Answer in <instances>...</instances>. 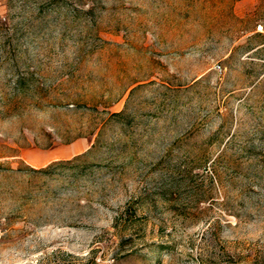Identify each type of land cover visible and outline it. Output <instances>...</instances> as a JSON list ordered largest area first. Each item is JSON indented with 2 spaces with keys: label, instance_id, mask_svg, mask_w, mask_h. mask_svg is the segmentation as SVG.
<instances>
[{
  "label": "rangeland",
  "instance_id": "rangeland-1",
  "mask_svg": "<svg viewBox=\"0 0 264 264\" xmlns=\"http://www.w3.org/2000/svg\"><path fill=\"white\" fill-rule=\"evenodd\" d=\"M259 25L264 0H0V264H264Z\"/></svg>",
  "mask_w": 264,
  "mask_h": 264
},
{
  "label": "trees",
  "instance_id": "trees-1",
  "mask_svg": "<svg viewBox=\"0 0 264 264\" xmlns=\"http://www.w3.org/2000/svg\"><path fill=\"white\" fill-rule=\"evenodd\" d=\"M116 115H118V114H116ZM52 165H54V164H52ZM52 165L49 167V168H47V169H41V170H33V171H36V172H46V173H49L50 172V170L52 169Z\"/></svg>",
  "mask_w": 264,
  "mask_h": 264
},
{
  "label": "built area",
  "instance_id": "built-area-1",
  "mask_svg": "<svg viewBox=\"0 0 264 264\" xmlns=\"http://www.w3.org/2000/svg\"><path fill=\"white\" fill-rule=\"evenodd\" d=\"M258 29L261 30V31H263V29H264V25H259V26H258ZM219 69H222V67L219 66Z\"/></svg>",
  "mask_w": 264,
  "mask_h": 264
}]
</instances>
